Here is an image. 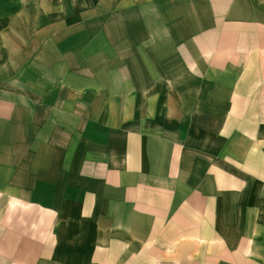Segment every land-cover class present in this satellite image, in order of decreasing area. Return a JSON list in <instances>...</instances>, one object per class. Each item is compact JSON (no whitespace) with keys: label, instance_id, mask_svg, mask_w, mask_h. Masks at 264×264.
<instances>
[{"label":"crops","instance_id":"crops-1","mask_svg":"<svg viewBox=\"0 0 264 264\" xmlns=\"http://www.w3.org/2000/svg\"><path fill=\"white\" fill-rule=\"evenodd\" d=\"M56 2L47 38L0 22V63L28 64L0 67V264H217L221 240L230 257L253 198L232 175L264 173L242 114L264 0H110L96 25Z\"/></svg>","mask_w":264,"mask_h":264},{"label":"rangeland","instance_id":"rangeland-1","mask_svg":"<svg viewBox=\"0 0 264 264\" xmlns=\"http://www.w3.org/2000/svg\"><path fill=\"white\" fill-rule=\"evenodd\" d=\"M2 1V0H0ZM6 1V0H5ZM9 1V5L5 6L8 8H12L11 6H15L19 8L18 15H16V9H12L9 12H12V15H8V13L3 14L2 11H0V22L3 21L4 17L10 16L8 18V21L6 24L9 25V23H13V27L15 26V23L17 19H19V23L21 24L22 30H20V34L24 32V38H28L32 36L31 32L32 29L41 35V37H48V34H46V27H44L45 23H47V14L45 11V8L47 6H59V4H48L47 0H7ZM118 0H113V4L115 5V2ZM158 1V0H155ZM103 2V8L100 7V1L96 2V0H76V8H79L78 15H73V21L78 20L77 23H83V24H93L96 25L100 22H107L111 20L114 16L112 15H106L108 12L106 11V7H111V5H106L107 3H110V0H102ZM121 2V0H120ZM99 4V5H98ZM11 5V6H10ZM120 5V4H119ZM71 6V4H70ZM45 7V8H44ZM117 10V8H114ZM102 12V13H99ZM99 13V14H98ZM10 14V13H9ZM59 17V16H56ZM57 22L60 20H56ZM72 23H75L73 22ZM51 21L50 23H52ZM39 24V26H38ZM54 25V23H53ZM86 28V27H81ZM85 30V29H81ZM13 31L10 29L6 32V37ZM85 33V31L82 32V34ZM91 34L92 32H88ZM78 35L79 32H78ZM14 38L13 35H9L8 39ZM32 48L29 46H25L21 48V51H24L25 59L27 58V51H30ZM37 50V48H36ZM28 66V64L25 63H0V67L4 69H8L10 71L15 70V68H20L23 71ZM30 73V72H29ZM264 84V79H263ZM245 103V110L242 111V114L247 119V135L249 136L247 140L248 142V150L247 154L249 157L252 154V151L258 150L259 151V157L257 158L258 163L263 167L264 171V90H247V96L244 99ZM245 135V136H247ZM244 136V137H245ZM254 136L258 137L257 142V149H255L253 144V148H251L252 145V138ZM246 138V137H245ZM250 151V152H249ZM244 174H233L232 179L233 182H235L237 179L240 180H247L249 182L248 184V194L249 198L253 196L252 201L249 200L248 206L244 207H233V214L240 215L241 212H244V214L241 213L242 223L239 224L235 221V215H233L232 220V236L230 242H231V255L230 257L228 249V241L226 240L225 243L220 241V243L217 244L215 247L216 251H220V256H217V264L224 263V264H246L243 252H248L249 254L252 253V255H249L248 258L249 263L248 264H254L257 262H263L264 260V173H257L255 175H246L245 177H242ZM245 180V181H246ZM239 209V210H238ZM244 219V220H243ZM240 227V228H239ZM242 228V229H241ZM250 237V238H249ZM255 249H258V257L255 256ZM240 252V253H239ZM226 256V259L224 260V257ZM257 258L258 260H255ZM225 261V262H224Z\"/></svg>","mask_w":264,"mask_h":264}]
</instances>
